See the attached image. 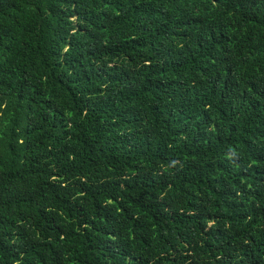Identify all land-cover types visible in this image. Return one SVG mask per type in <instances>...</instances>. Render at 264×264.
I'll list each match as a JSON object with an SVG mask.
<instances>
[{
    "label": "trees",
    "instance_id": "obj_1",
    "mask_svg": "<svg viewBox=\"0 0 264 264\" xmlns=\"http://www.w3.org/2000/svg\"><path fill=\"white\" fill-rule=\"evenodd\" d=\"M0 264H264V0H0Z\"/></svg>",
    "mask_w": 264,
    "mask_h": 264
}]
</instances>
